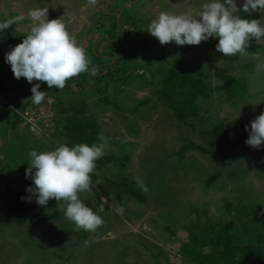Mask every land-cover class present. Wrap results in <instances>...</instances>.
Masks as SVG:
<instances>
[{
    "label": "rangeland",
    "instance_id": "374dc122",
    "mask_svg": "<svg viewBox=\"0 0 264 264\" xmlns=\"http://www.w3.org/2000/svg\"><path fill=\"white\" fill-rule=\"evenodd\" d=\"M205 2L0 0V22L26 16L36 7H47L50 20L62 17L89 57H97L92 65L98 69L90 80L88 73L80 80L82 73L59 90L43 82L30 84L23 77L17 80L12 70L6 73L0 67L9 88L8 105H0V190L12 197L25 193L32 212L47 216L38 224H17L9 219V207L0 195V264H196L187 257L194 239L203 245L213 230L239 229L243 221L236 209L264 206V159L242 142L250 135L251 121L264 112V70L257 71L254 58L264 60V42L253 39L247 56L225 57L216 49L218 37L199 45H161L146 31L161 12L195 14ZM236 3L242 9L244 0ZM240 15L260 19L264 12ZM30 26L27 19L12 25L22 35ZM99 63L106 66L100 68ZM171 70L200 76L209 87L206 97L194 100L195 116L184 122L171 107L172 100L183 98L179 89L173 99L163 91ZM223 76L245 81L243 97L228 99L217 88ZM35 83L46 92L39 105L31 100ZM22 113L31 115L32 123L19 116ZM90 117L98 137L108 138L104 156L115 158L97 165L96 175L101 181H124L137 194L116 199L110 189L108 196L97 198L92 183L91 191L80 198L104 220L95 232L76 230L62 211L63 201L52 199L39 206L26 191L34 181L25 177L31 150L65 144L67 124ZM221 122H231L230 136L240 140L225 158L211 153L208 134ZM117 206L123 207V214L117 213Z\"/></svg>",
    "mask_w": 264,
    "mask_h": 264
},
{
    "label": "clouds",
    "instance_id": "9594fccd",
    "mask_svg": "<svg viewBox=\"0 0 264 264\" xmlns=\"http://www.w3.org/2000/svg\"><path fill=\"white\" fill-rule=\"evenodd\" d=\"M96 2L87 0L89 5ZM241 11L249 17L253 12H264V0H244L242 9L236 0H206L195 14L190 11L179 14L161 12L151 20L146 31L161 45L172 42L179 46L199 45L210 37H218L216 49L225 57L247 56L253 39L264 42V15L260 19H245L241 17ZM26 19L31 22L28 34L22 43L5 54V61L10 64L17 80L23 77L30 84L38 81L46 83L49 89L62 90L68 80L82 73L97 74L98 69L92 65L86 49L69 31L62 17L48 18L47 7H36L26 16L17 15L0 22V32ZM254 58L258 61L257 71L264 70V60L259 55ZM39 89L40 83L31 88V100L36 105L41 104L46 95ZM245 127L248 130V126ZM98 140L91 146L87 143L75 146L61 143L54 150H31L25 174L26 179L34 181V187H28L26 191L35 195L39 206H46L52 199L63 201L65 217L74 223L76 230L86 232H95L104 224L103 218L80 198L81 193L91 191L96 161L109 148L108 138L103 134ZM245 143L256 149L264 144V112L251 121L250 135ZM136 182L142 191H148L142 180L136 178ZM95 183L100 184L101 180L97 179ZM27 200L31 202V195ZM116 211L123 214L124 209L117 206Z\"/></svg>",
    "mask_w": 264,
    "mask_h": 264
},
{
    "label": "trees",
    "instance_id": "16d2710c",
    "mask_svg": "<svg viewBox=\"0 0 264 264\" xmlns=\"http://www.w3.org/2000/svg\"><path fill=\"white\" fill-rule=\"evenodd\" d=\"M24 37H26V35L17 33L12 26L0 32V67H3L6 73H9L11 68L5 64V54L9 52L12 47L22 43ZM107 40L111 41L110 39ZM91 58H93V64L97 63L94 62L97 57L93 56ZM103 58L108 61L107 57ZM99 64L98 67L100 68L106 66L105 64ZM127 73V71L123 72V76H126ZM86 75V73H83L80 80ZM88 76L90 80L91 75ZM222 78L224 81L222 85L217 86V88L226 92L228 99H239L243 97L246 88L245 81L235 80L229 76H223ZM206 84L207 83L200 76L191 77L184 73H176L174 70L170 71L169 77L164 81L163 91H167L166 93L171 95V99H173V96H176L174 91L179 89L178 94L183 98L180 100H172L171 106L175 112V117L179 121L184 122L188 118L195 116L196 110L194 100L197 97L207 96L209 87L206 86ZM8 89V84H5L3 77H0V94L7 101ZM182 89L187 90L186 92H182ZM65 111H68V109H65ZM14 121L16 122L18 120H12L11 124H13ZM232 127L233 124L231 122H221L213 125L209 129L208 134L211 138L213 147L211 153L214 156L225 158L228 152L235 145L240 143V140L230 136ZM246 140L247 139H243L242 142L245 143ZM81 143H87L89 146L93 143H98L97 126L93 117L73 120L66 126L65 144L75 146ZM253 149L261 159H264V144H262L259 149ZM108 161L114 162L115 158L103 156L96 161V164L101 165ZM97 179L100 180L94 172L92 174V182L95 185L93 192L97 198L108 196L110 189L114 190L116 199H119L124 193L137 196L132 186L126 184L124 181L117 184L116 182L106 180L101 181L100 184H96L95 181ZM1 194L4 195L3 198H5L9 207L8 217L11 221L17 224H23L25 222L38 224L47 219L46 215H36L32 212L30 205H27L24 199H22V197H25V193L19 192L16 197H12L8 191L5 192L0 190V195ZM236 214L239 220L243 221L239 229L233 230L226 228L222 230H213V233L205 243L206 250L204 249L205 246H203L205 244L198 245V241L194 239L192 241L193 247L188 250L187 257L196 264H264V206L252 208L248 211L236 209ZM184 248H186V246H184Z\"/></svg>",
    "mask_w": 264,
    "mask_h": 264
},
{
    "label": "built area",
    "instance_id": "2783aa9c",
    "mask_svg": "<svg viewBox=\"0 0 264 264\" xmlns=\"http://www.w3.org/2000/svg\"><path fill=\"white\" fill-rule=\"evenodd\" d=\"M0 105H8V101L0 94ZM19 116H24V118H26L27 122H31L32 123V119L33 117L30 115H28V113H26L25 115L20 114ZM29 116V117H28Z\"/></svg>",
    "mask_w": 264,
    "mask_h": 264
}]
</instances>
